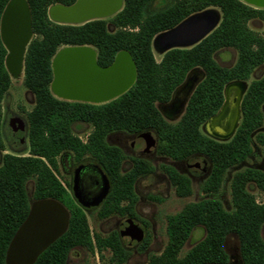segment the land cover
<instances>
[{"label":"trees","instance_id":"1","mask_svg":"<svg viewBox=\"0 0 264 264\" xmlns=\"http://www.w3.org/2000/svg\"><path fill=\"white\" fill-rule=\"evenodd\" d=\"M9 0H0V16ZM34 38L24 57L22 85L34 97V106L27 115V155L2 156L0 164V264L14 233L25 220L29 201L54 199L69 213L65 233L43 251L33 264H66L76 248L101 256L111 253V264H123L129 253L118 235L92 233L86 215L58 175L57 158L69 153L73 161L92 158L110 179V192L97 210V218L116 215L147 222L135 212L137 196L133 187L139 177L152 172L149 163L134 159L131 169L120 173L122 152L108 146L105 138L113 132L137 134L153 131L158 138V154L178 161L202 155L212 163V171L202 186L206 194L218 193L223 175L232 166L245 161L255 141L264 149L262 125L264 74L249 83L241 101V119L234 136L225 143L213 141L200 132V126L217 113L223 102V88L233 81H246L252 72L264 66V37L248 28L258 20L264 27V9L252 8L240 0H171V4L148 12L156 0H123L121 10L106 20L65 25L51 22L47 9L54 4L70 6L76 0H25ZM165 3L164 0H161ZM217 9L218 26L198 44L187 49L167 51L159 62L152 53L153 38L179 24L191 14ZM109 26L113 31L109 30ZM61 47H91L99 67H108L120 52L127 53L135 66V81L122 95L103 104L63 101L50 92L51 59ZM237 53L233 66H220L214 56L221 50ZM6 50L0 40V119L1 101L11 82L4 67ZM199 68L204 78L192 93L178 123H166L155 107L169 101L172 92L187 73ZM75 124L90 127L86 141L74 134ZM1 132V124H0ZM0 150L4 145L0 133ZM179 198L191 194L190 182L173 168L162 166ZM32 182V197L27 183ZM254 184L264 194V173L251 168L236 172L230 184L231 210H225L215 198L186 204L178 213L166 217L167 243L159 255H152L147 264H226L223 250L225 238L233 234L239 243L243 264H264V242L260 236L264 224V202L257 203L247 190ZM202 227L203 238L182 257L179 256L192 231ZM147 235L140 245L149 244Z\"/></svg>","mask_w":264,"mask_h":264},{"label":"water","instance_id":"2","mask_svg":"<svg viewBox=\"0 0 264 264\" xmlns=\"http://www.w3.org/2000/svg\"><path fill=\"white\" fill-rule=\"evenodd\" d=\"M247 3L264 8V0H243ZM96 2L77 0L68 7L55 6L52 16L58 24L76 25L91 21V12L87 7L98 5ZM100 4V3H99ZM28 7L24 0H10L5 6L0 20L1 40L9 51L7 66L17 60L21 67L25 45L30 32L27 31L23 44L19 49L15 45L13 23L20 22L21 17L28 18ZM220 12L216 9L191 14L175 27L164 31L153 38L154 47L164 53L171 49L190 48L207 37L219 24ZM27 23V22H26ZM19 25V24H18ZM29 24L27 23V28ZM54 90L64 100L82 101L88 103H106L125 93L135 81V68L131 57L118 53L113 63L102 68L96 64L95 54L88 47H68L60 52L54 61ZM197 80L192 81L190 74L186 77L180 89L189 83L188 95L193 90ZM240 96L245 91L241 83H235ZM229 96L225 93V103L221 107L220 117L228 112ZM102 189L90 203L84 201L79 194L78 179L74 180L73 192L81 206L98 203L107 192V181L102 177ZM69 214L65 207L54 199L34 200L29 203V211L25 220L14 233L5 252V264H33L38 256L67 230ZM121 236L135 237L131 220H126L122 226Z\"/></svg>","mask_w":264,"mask_h":264},{"label":"rangeland","instance_id":"3","mask_svg":"<svg viewBox=\"0 0 264 264\" xmlns=\"http://www.w3.org/2000/svg\"><path fill=\"white\" fill-rule=\"evenodd\" d=\"M96 2L90 7H87V10L91 13L99 11L101 3L103 0H85L88 2ZM114 2L116 0H109ZM246 5L255 8V9H264L247 3L246 1L240 0ZM165 3H162L161 0H156L151 3L148 8V12H154L165 8L171 4V0H164ZM212 9V8H210ZM217 10V9H216ZM48 18L51 20L48 9ZM248 28L254 31L255 33L264 37V27L263 24L258 20H251L248 22ZM109 30L113 31V28L109 26ZM152 53L155 61H160L162 54L157 52L156 48L153 45L152 40ZM66 47H61L57 53L63 52ZM95 51L93 48H91ZM96 53V52H94ZM237 58V53L235 50L227 49L217 52L214 56L216 62L222 67H231L234 65ZM51 69H52V81L50 83V91L55 95L54 82H55V68H54V58L51 60ZM264 74V66L256 68L249 79L244 81L242 84L244 87L248 84L262 77ZM23 74L20 73L19 76H10V88L4 96L2 102L3 107V118L8 120L9 117H18L24 119L25 113L28 112L33 106L32 95L23 87L22 85ZM262 111V125L259 129V132L264 131V104L261 108ZM72 130L75 135H77L81 140H85L87 133L90 131V127L84 124H75L72 127ZM9 130L6 128V125L3 127V142L6 146V151H0V164L1 158L5 154H20L26 153V147H16L11 149L9 147L8 139L10 137ZM10 141V140H9ZM133 140L128 139L126 141V147H129L130 143ZM26 144V143H25ZM115 144V143H111ZM138 146V143L136 144ZM252 152L249 157L240 165L235 166L230 169L226 174V181L221 187L219 193L213 197L220 201L222 207L229 211L231 210V201H230V189L229 182L231 176L238 171H242L246 168L256 169L264 172V149L260 146L252 136L251 142ZM128 154V153H127ZM148 161L154 168V172L150 175L140 178L136 182V195L138 198L135 211L140 219L144 220L148 224V228L144 229L141 223L136 222L141 228V236L138 235L139 239L141 237L149 236V245L145 251L139 249L140 240L137 238L135 241H131L129 238H124L123 246L128 251L129 255L126 261L123 264H147L148 259L152 255H159L167 243V236L165 232L166 228V217L169 215H174L178 213L186 204L197 202L207 196L201 192L202 181L198 179V172H190L192 180L191 195L185 198H179L175 195L173 188L168 183L166 177L162 174L159 167L161 164H171L169 160L161 159L159 157H150ZM195 162V161H194ZM197 162V161H196ZM200 162V161H199ZM193 164V162H191ZM129 169L128 161L125 160L122 164V172H125ZM181 170V169H180ZM61 175L59 174V179L64 182V178L68 179L69 177L60 170ZM63 174V175H62ZM66 175V176H65ZM248 192L253 195L257 203L264 202V194L256 188L254 184H249L247 187ZM27 193L29 198L32 197V182L27 183ZM32 200V199H31ZM97 207L93 209H87L85 211L87 222L92 233L100 234L101 236H107L113 232L117 234L122 230V226L126 220V217L120 218L113 216L109 219L99 220L96 216ZM204 236V230L202 227L195 228L190 234L188 240L184 244L179 256L182 257L194 244L200 241ZM261 239L264 242V224L261 226L260 230ZM238 246L237 240L229 236L226 242V252L228 254H234ZM111 258V253L106 250L101 253V256L97 253H89L83 249L76 248L73 249L66 261V264H111L109 259Z\"/></svg>","mask_w":264,"mask_h":264},{"label":"flooded vegetation","instance_id":"4","mask_svg":"<svg viewBox=\"0 0 264 264\" xmlns=\"http://www.w3.org/2000/svg\"><path fill=\"white\" fill-rule=\"evenodd\" d=\"M25 3H26V1H25ZM99 5H101L99 11L93 12V13L90 14V16L92 17V20H106V19H109V18L113 17L115 14H117L121 10V8L123 6V0H116L114 2H110L109 0H103ZM55 6H63V5L54 4V5L49 6L48 9H49V14L51 16V20L49 18L48 19L51 22L58 24L54 20V18L52 16V10H53V8ZM27 7H28V5H27ZM63 7H68V6H63ZM48 9H47V11H48ZM28 12H29V8H28ZM1 16H2V14H1ZM1 16H0V20H1ZM47 17H48V12H47ZM19 19H20V22H14L13 26H12V28H13L12 38H13V41H14V43L17 46L18 49L23 44V41H24L25 37L27 36V31L30 32V36H29L28 42L25 45L24 54H23V60L21 62V67L20 68H18V64H17L18 62H17L16 59L13 60L9 64V67L7 66V56L9 55V51L5 47V45L3 44L2 40H1V35H0V40L2 42V45H3V47L6 50V55H5V58H4V67H5L8 75H9V77L10 76H19L20 73L23 74L24 57H25V54H26V50H27V47H28L30 41L34 38V34L32 33V29H31L30 12L28 14V18L21 17ZM26 22L29 24L28 28H27V23ZM151 47H152V45H151ZM66 48H68V47H66ZM88 48L91 49V47H88ZM184 49H187V48H184ZM91 51H93V50L91 49ZM94 52L95 51H93V53ZM157 52H159V51L157 50ZM166 52L161 53L162 56ZM58 54L59 53L56 52L54 54V56L52 57V59L54 58V61L57 58ZM94 54H95V61H96V53H94ZM134 68H135V66H134ZM189 74L191 76L192 81L197 80V82H196L193 90L191 91V93L188 95V88L190 87L191 83H189L184 89H180V87L184 84V81H185L186 77ZM186 77L183 80V82L172 92L171 97H170L168 102H166V103H156L155 104V107L158 110V112L160 113L161 117L168 124L174 125V124L179 122V120L181 119V117L183 116V114L185 112L187 103H188L192 93L194 92V90L198 86V84L203 80L204 74H203V71L201 69L194 68V69L190 70L187 73ZM22 80H23V78H22ZM243 82L244 81H233V82H230V83H228V84H226L224 86V88H223V102H222L221 107L225 103V93H226V95L229 96L228 112L226 113V116L224 118L220 117V115H218L220 113V110H221V107H220V109L217 111L216 114H214L213 116L208 118L200 126L199 130H200L202 135H204L205 137H207V138H209V139H211L213 141L219 142V143L228 142L234 136L235 131H236V129H237L238 125H239L240 119H241V101H242V98H243V96H244V94L246 92V89L248 87V86L245 87V91L240 96L239 88L237 87V85H234V84L235 83H241L242 84ZM49 88H50V86H49ZM53 96L55 98L59 99V100L68 101V100H64L61 97H59L57 93H55V95H53ZM32 98H33V106H34V97H33V95H32ZM3 100H4V97H3L2 101H1V119H0V124H1V132L0 133H1L2 142H3V127H4V125H6V128L10 131L9 132L10 137L8 139V142H10L9 143V147L11 149H15L16 147H26V149H27V146H28V140H27L28 121H27V115L32 110L33 106L28 112H24L25 113V117H24L23 120L18 118V117H9L8 120L5 121L4 118H3V107H2ZM70 102L88 103V102H82V101H70ZM88 104L99 105V104H103V103H88ZM86 137H87V135H86ZM86 137H85L84 141L82 140L83 142L86 141ZM128 139L133 140V141L130 143L129 147H126L125 145H126V141ZM105 142H106V144L108 146L116 147L122 152V154L124 156V159H123V161L121 163V167H120V173H122V174L127 172L129 169H131L134 159L143 160V161L149 163L150 166L152 167V172L149 173L148 175L152 174L154 172V168L151 165V163L148 161V158H150V157H159L161 159L169 160L171 162V164H161L160 167H159L160 171L166 177V179H167L169 184H170V182H169L167 176L161 170L162 166L171 167L178 174L185 176L190 182V188H192L191 187L192 186V180H191L190 172L192 170L195 173L198 172L199 173L198 179L202 181L201 192L207 196L206 198H203V199L215 197L219 193V191H220L221 187L223 186L224 182L226 181V179H227L226 178V174L228 173V171L230 169L234 168L235 166H237V165L232 166V167H230V168H228L226 170L225 174L223 175L222 182H221V185H220L218 193H216L215 195H210V194L204 193L203 190H202V186L207 181V179L209 178V176L211 174V171H212V163H211V161L208 158H206V157H204L202 155H193V156L187 157L185 159L175 161V160H172V159H170L168 157L162 156V155L158 154V152H157L158 138H157L156 134L153 131H150V130L149 131H144V132H141V133H137V134H127V133L119 132V131L118 132H113V133H110V134H108L106 136ZM111 143H115V144H111ZM137 143H138V146L136 145ZM3 145H4V150H0L1 152H5L6 151V149H5L6 146H5L4 142H3ZM21 154H23V153L10 154V155H16L17 156V155H21ZM23 155L24 156L27 155V152L24 153ZM125 160L128 161L129 169L126 170L125 172H122V164H123V162ZM57 162H58V166H59L58 175L59 174L61 175L60 170H62L64 172V174H66L69 178L68 179L64 178V182H62L59 179L58 175H57V177H58L59 181L61 182V184L66 188V190L68 191V193L70 194V196L72 197L74 202L79 207H81L83 209L84 213H85V211L87 209H93V208H96V207L99 209V207H101L102 203L105 201L106 197L108 196V194L110 192V188H111L110 179L107 176V174L103 171V169L90 157H84L80 161L75 162V161H73V159H72V157H71V155L69 153L60 154L58 156V158H57ZM191 162H193V164H191ZM243 162H241V163H243ZM240 164H238V165H240ZM238 172H240V171H238ZM233 175L230 178L229 189H230V184H231V180H232ZM145 176H147V175H145ZM145 176H143V177H145ZM76 177L78 179L79 194H80V196L82 197V199L84 201L90 203V201L93 198L98 196L99 192L101 191V189L103 187V185H102V177H104L105 180L107 181V192H106V194L104 195V197L98 203H96L94 205H89L88 204V206H86V207L85 206H81L78 203L77 199L74 197V192H73L74 180H75ZM140 178H142V177H139L136 180V182ZM136 182H135L134 187H133L135 195H136V191H135ZM170 186L173 188L174 193H175L174 187L171 184H170ZM247 187H248V185H247ZM31 201H34V200H30L29 203ZM137 201H138V198H137ZM230 201H231V197H230ZM136 205H137V202H136ZM136 205H135V207H136ZM96 216H97V211H96ZM113 216H116V215H113ZM113 216H110V217L105 218V219H109V218H111ZM117 217H119V216H117ZM120 218H122V217H120ZM105 219H99V220H105ZM126 220H131V222L133 224V229L135 231L134 232L135 233V237H130V236H127V235L122 237L121 236L122 231H120L118 234L115 232L118 235L122 246H123L122 242H123L124 238H129L131 241H135L138 238V235H140V236L142 235L141 234L142 228L136 223V222H138V223H141V222H139L137 220H134V219H131V218H128V217H126ZM142 226H143V224H142ZM143 228L147 229L144 226H143ZM229 236H232V237H234L237 240V237L235 235H233V234L228 235L225 238V240H224L223 250L225 251V253L227 255V263L226 264H243V262H242V260L240 258L238 240H237L238 246L236 248V252L234 254H228L226 252V242H227V239H228ZM145 237H141L142 239L138 238L140 240L141 244H142L143 240L145 239ZM140 245H139V247H140ZM123 248L125 249L124 246H123Z\"/></svg>","mask_w":264,"mask_h":264}]
</instances>
